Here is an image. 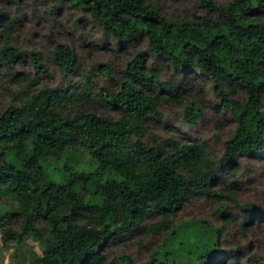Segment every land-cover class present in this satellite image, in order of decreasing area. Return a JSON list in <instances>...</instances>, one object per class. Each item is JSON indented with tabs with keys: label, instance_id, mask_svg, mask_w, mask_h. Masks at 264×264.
<instances>
[{
	"label": "trees",
	"instance_id": "16d2710c",
	"mask_svg": "<svg viewBox=\"0 0 264 264\" xmlns=\"http://www.w3.org/2000/svg\"><path fill=\"white\" fill-rule=\"evenodd\" d=\"M51 1L58 11L73 8L98 25L113 46L143 41L145 48L128 62L117 90L95 88L87 76L73 80L76 54L65 43L51 56L63 85L12 87L16 99L0 110V251L13 249L16 264H134L129 256L109 259L103 252L160 213L149 229L165 231L152 262L208 264L220 253L221 230L204 219H180L169 230L168 224L195 199L223 197L221 175H233L236 159L263 154L264 0H195L201 15L175 19L150 0ZM14 22L3 17L0 47L12 82L23 80L15 67L24 58L36 75L47 74L42 52L10 44ZM145 53L170 66L172 77L146 72ZM193 76L212 84L236 123L219 157L203 143L162 140L149 127L171 101L184 105L185 124H197L202 106L183 95ZM86 99L103 110L82 108ZM82 158L92 169L80 166ZM241 208L264 218V208ZM30 240L41 253L27 249Z\"/></svg>",
	"mask_w": 264,
	"mask_h": 264
},
{
	"label": "rangeland",
	"instance_id": "374dc122",
	"mask_svg": "<svg viewBox=\"0 0 264 264\" xmlns=\"http://www.w3.org/2000/svg\"><path fill=\"white\" fill-rule=\"evenodd\" d=\"M150 1L170 19L183 16L193 18L202 14L201 10L195 7V0ZM217 1L223 3L225 0ZM3 17L15 21L10 44L22 51L35 49L42 52L49 59L47 62L49 71L39 77L30 59L24 58L15 67L17 72L23 73V80L20 83L12 82V76L8 75L0 58V110L16 99L11 91L17 89V85H28V82L32 81L42 87H56L66 82L51 63L52 52L59 44H68L76 54L79 72L74 74L73 80L83 81L87 76L95 88L103 86L113 90L118 89L119 79L128 62L145 48L143 41L132 47L113 46L98 25L87 18H82L73 8L58 11L51 0H0V47L4 40L1 23ZM143 61L146 72L157 73L162 80L172 77L173 69L170 66L161 67L149 54L145 53ZM100 66H107L108 73ZM182 78L183 76L179 75L180 83ZM183 95L197 100L202 106L197 124H185L182 120L184 105L171 101L161 108V120L149 122L151 132L162 140L203 143L211 157H219L223 152L224 141L235 128L234 118L229 112L222 110L219 104L220 97L207 80L197 76L191 77L186 90H183ZM81 107L103 110L90 99H86ZM104 113L110 118L118 117L114 110H106ZM262 153L255 157L236 159L231 169L233 175L230 173L221 175L217 191L223 197L202 196L195 199L180 209L169 221L168 230L180 219H204L221 230L220 253L208 264H249L250 258L264 263V218L249 215L241 208L247 205L264 208V159L261 158L264 151ZM85 159L82 158L80 166L86 170L92 169L86 165ZM160 219V213H153L138 228L125 232L116 241L111 242L109 250H105L103 254L109 259L129 256L134 264H154L151 255L161 244L165 231L153 234L149 229ZM17 223L16 217L13 224ZM27 249L42 252L41 246L34 240L29 241ZM13 253V249L2 248L0 264H16Z\"/></svg>",
	"mask_w": 264,
	"mask_h": 264
}]
</instances>
